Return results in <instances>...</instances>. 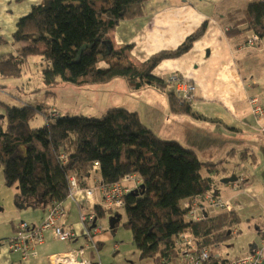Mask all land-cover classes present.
Masks as SVG:
<instances>
[{
  "label": "trees",
  "instance_id": "trees-1",
  "mask_svg": "<svg viewBox=\"0 0 264 264\" xmlns=\"http://www.w3.org/2000/svg\"><path fill=\"white\" fill-rule=\"evenodd\" d=\"M147 1L44 0L33 6L16 24L12 35L14 53L0 55V91L8 86V80L20 77L23 79L21 87L16 88L18 92L34 81L47 88L60 83L91 87L119 78L133 90L155 87L167 94L173 113L195 117L189 107L194 98L181 103L176 91L153 77L151 71L162 61L188 52L205 32L206 23L176 49L153 54L138 66L125 60L127 47L114 49L109 42V33L120 21L144 14ZM242 14L236 23L245 25L258 39L264 38V0L249 4ZM235 27H229L227 33H237ZM33 56H38V62L28 72L24 67ZM100 62L105 66L100 67ZM35 112L45 122L32 128L29 121ZM61 154L66 156L64 163L59 160ZM95 161L104 184L136 175L144 185L137 195L125 196L123 210L134 247L152 264H167L182 257V250L175 246L180 233L196 243L197 251L232 238L228 231L239 222L234 210L192 221L180 205L184 199L213 191L212 179L201 172H212L218 163L203 162L179 142L159 138L142 125L137 113L111 108L94 119L60 114L54 106L41 101L19 99L17 105H11L0 100V167L5 185L15 186L13 200L17 208H45L61 203L67 198L68 176L73 175L79 184L87 186L84 183ZM95 211L98 219L105 217L98 206ZM213 255L201 264H226L227 259Z\"/></svg>",
  "mask_w": 264,
  "mask_h": 264
},
{
  "label": "crops",
  "instance_id": "crops-1",
  "mask_svg": "<svg viewBox=\"0 0 264 264\" xmlns=\"http://www.w3.org/2000/svg\"><path fill=\"white\" fill-rule=\"evenodd\" d=\"M249 1L199 0L195 3L192 0H173L171 3L168 0H148L144 4L142 16L120 21L108 35L113 48L127 47L123 53L125 60L138 66L153 54L176 49L187 36L202 23H206L205 32L188 52L161 62L164 64L163 70L167 71V77L171 74L179 75L183 82L194 85V100L189 107L196 114L195 117L173 113L169 108L167 94L155 87L144 86L133 90L123 81L128 90L138 95L158 91L166 96V103L163 101L157 104L160 116L168 105L161 128L157 132L148 128L149 130L164 140H174L181 144L184 140L195 147L199 146V155L205 152V158H201L203 162H206V157H212L215 160L209 162L218 163L212 167V172H205L204 176H209L215 186L210 194L230 200L233 210L239 215V222L232 230V238L240 240V250L237 253L243 251L238 256L260 245V230L264 227V135L257 130L248 105V98L257 96L264 107V38L258 39L246 30L245 25L236 23L243 17L242 10L250 4ZM43 2L44 0H0V55L14 53L12 35L18 20L26 16L33 6ZM237 11L240 12L236 13ZM229 27H235L239 31L235 34L227 33ZM169 60H178L180 66H170ZM158 65L151 71L153 77L163 80L168 88L176 92L184 88L185 84L168 82L167 77L164 79L157 69ZM99 66L104 67L105 64L100 62ZM118 79L111 80L108 87L102 84L97 86H101L98 87L100 91L121 86L122 82ZM35 101H42V98ZM115 101L121 100L119 98ZM110 105V108L107 106L108 109L125 107L123 104ZM151 107L155 112L156 109ZM152 109L147 107L148 118L155 115ZM136 111L140 113V110ZM183 135L192 136L184 138ZM206 151L212 152L213 156ZM1 170L0 167V264H55L65 255L77 251L73 254L75 260L99 264L98 245L111 240V236L107 233L100 235V240L94 243L92 237L103 231L100 223L102 218H97V224L101 228L89 233L90 225L85 227L81 223L77 205L68 197L59 202L63 215L58 224L62 229L74 233L72 239L59 241L50 231H45L43 241L34 247V255L22 259L21 252L10 250L5 241L16 234L18 224L22 221L31 225L40 224L47 215L48 207L17 208L13 200L16 189L5 185ZM231 175L237 177L236 182H220L222 178ZM240 178L244 179V184H241ZM122 183L128 188L133 186L129 181ZM84 184L87 187L102 184L99 169H91ZM5 187L14 189L3 196ZM94 196L97 200L100 199L98 189H95ZM98 208L100 209L99 206ZM84 210L87 209H80L82 212ZM103 211L105 214L111 213ZM227 241L222 250L223 256L227 258H223L230 260L238 257L228 256L233 245ZM118 248L119 245L115 243L113 249ZM215 250L216 247L210 249L216 256ZM149 261L147 264H152L150 259ZM183 262L185 263L184 260ZM112 264L121 263L115 258Z\"/></svg>",
  "mask_w": 264,
  "mask_h": 264
},
{
  "label": "rangeland",
  "instance_id": "rangeland-1",
  "mask_svg": "<svg viewBox=\"0 0 264 264\" xmlns=\"http://www.w3.org/2000/svg\"><path fill=\"white\" fill-rule=\"evenodd\" d=\"M168 1L171 3L173 2V0H168ZM179 1H183V0H179ZM193 1H195V3H198L199 0H192V2ZM249 2L251 4V3L258 2V0H250ZM169 61H171L169 62L170 66H180V63H178V60H169ZM37 62H38V56L31 57L28 61V64L24 67V70H27L28 72L33 71L34 68H36L34 65ZM163 65L164 64L161 63L160 65H158L157 69L161 73V75L164 76V79H166L167 75L165 74L167 71L163 70ZM169 78H170V75H168L166 79L168 82H170ZM22 79L23 78L20 77L18 79L8 80L7 81L8 86L3 87V90L0 91V100L9 102L11 105H17L19 103V99L24 100L26 102L34 103L36 102L35 101L36 99L42 98L41 102H43L44 104H49L51 106H54L62 114H68L70 116L84 115L85 117L87 116V117L94 118V119L101 118L105 114L106 110H108V108L111 107L110 104H116L117 106H122L123 104V106L125 107H117V108H125L129 111H132L135 113L137 112V115L140 118L142 125H144L146 128L153 130L154 132H157V130L161 128V122L163 120V114H165V108L166 110H168V105H166L163 111L164 113L161 116L159 115L161 114V111L157 104H161V102L163 101L166 103L167 101L166 96L164 94L158 91H153L151 94L142 92L141 94L138 95L135 92L128 90L126 86L127 84L121 79H118V80L122 82L121 84L122 87L117 85L105 91L99 90L98 87H101V86H97L99 84H95L91 87L90 86L79 87V86H75V85L68 84V83H60V84L55 85L53 88H47L45 85L41 84V82L34 81L32 86H27V85L23 86L22 91L18 92L16 88L21 87L20 80ZM110 81L111 80L105 83H102V85H104L105 87H108ZM36 88H40V91H36ZM31 89H32V92H31ZM46 90L49 93L45 94ZM119 98L121 101H115L116 99H119ZM107 106L109 107L107 108ZM151 106H153V108L156 109L155 112L153 111ZM147 107H150L152 109V112L155 113V115H152L151 117L148 118L146 116ZM136 109L140 110V113L136 111ZM43 110L45 111L46 107H43ZM29 124L32 128H37V127L44 125V120H43L42 115L39 112H35L32 119L29 121ZM256 128L258 130L257 125H256ZM164 134L166 133L164 132ZM183 136L184 138H186L192 135H188V136L183 135ZM179 143L181 144V142ZM181 145L185 148L193 150L196 153L199 160H201V158H205L204 157L205 152L203 153V155L202 154L199 155V146L195 147V145L193 144L191 145V143L189 142L186 143L184 140ZM206 152L208 155L213 156L212 152L210 151H206ZM223 157L224 155L221 158ZM211 158L212 157H206V159L204 160H206V162L215 160ZM248 165H250V162L248 163ZM205 172H206L205 170H202L201 173L205 175ZM14 187H10V188L5 187L6 191H3L2 195L3 196L6 195L7 191H9L10 189H14ZM210 193L211 192L204 193L200 195V197L204 195H211L214 198H219V197L213 196ZM195 198L189 199V200L192 201ZM222 200L227 201V199H222ZM228 201L231 202L230 200ZM206 212L208 213V216L205 219L219 212H223V211L209 208L206 210ZM114 214H119L121 216V219L119 223L115 226V228L113 230H110L108 220ZM201 220H204V219H201ZM125 222H126L125 211L123 209L112 211L110 214L107 212L105 214V217H103L100 220V223L102 224V227H103V231H101L102 234H100L101 233L100 232L98 236L95 235L92 237L93 242L97 243V240H100L99 239L100 235H103L105 233L111 236V240L105 241L104 243L98 245L97 254L99 258V264H112L114 263L115 258H116V261L121 264H147V261H149V259L147 258H142L138 250L134 248L132 244L133 239H132L131 230L125 226ZM228 233H231L233 235L232 231L231 232L228 231ZM226 241L228 242V244L233 245V248L230 251H228V254H229L228 256H233V257L234 255L238 256L243 252L241 251V253L240 252L237 253L240 250V245H239L240 240L238 238L229 237L223 243L213 245L214 247H216V250L214 252L217 254L216 256L214 254L213 255L214 257H224V258L226 257V256H223L222 254L224 243H226ZM115 243L119 245L118 250L113 249V246ZM214 247L212 248L214 249ZM208 250H209V256H211V251L209 248ZM219 253H221V255L218 256ZM230 260L227 259L226 264ZM167 264H184V262L182 260V257H180V258H176L170 261Z\"/></svg>",
  "mask_w": 264,
  "mask_h": 264
},
{
  "label": "built area",
  "instance_id": "built-area-1",
  "mask_svg": "<svg viewBox=\"0 0 264 264\" xmlns=\"http://www.w3.org/2000/svg\"><path fill=\"white\" fill-rule=\"evenodd\" d=\"M174 76L176 75L170 76V82L185 84L182 90L176 92L177 99L181 103L191 101L194 98V85L183 82L180 77ZM248 105L259 132L264 135V107L260 98L257 96L248 98ZM56 115L57 113L53 114V116ZM59 160L64 163L66 156L64 154L59 155ZM96 169H99L97 161L92 163V170ZM128 181L133 183L131 188L126 187L122 183ZM239 181L241 184L245 183L244 179L240 178ZM141 183L140 178L136 175H127L111 184L102 183L98 184L97 187H87L79 184L73 175H69L67 197L76 203L79 220L85 227L90 225L89 228L91 231H88L90 233L101 228L97 224L98 219L95 215L94 207L99 206L101 210H107L109 212L123 209L125 206V196L130 194L132 190L138 189ZM95 189L99 190V200L94 196ZM180 205L183 209H186V218L193 221L205 219L208 216L206 210L209 208L219 211H233L231 202L214 198L211 195L198 196L192 201L184 199L180 202ZM80 209L87 210L82 212ZM46 213V217L40 224L31 225L24 221L20 222L17 226L16 234L5 241L10 250L21 252L22 259L35 254L34 247L43 241L45 231H50L53 237L59 241H67L74 237V233L62 229L58 224L63 215V209L59 203H54L49 206ZM93 224L95 226L92 228ZM175 246L182 250V258L188 264H201L209 258L208 248H202L200 251H197L196 243L184 234H178L175 240ZM76 253L65 255L60 262L55 264H94L88 260H75L73 254ZM227 264H264V227L260 230V245L241 256L231 259Z\"/></svg>",
  "mask_w": 264,
  "mask_h": 264
},
{
  "label": "water",
  "instance_id": "water-1",
  "mask_svg": "<svg viewBox=\"0 0 264 264\" xmlns=\"http://www.w3.org/2000/svg\"><path fill=\"white\" fill-rule=\"evenodd\" d=\"M108 48L109 49H112V46L108 44ZM237 181V177L235 175H231L229 177H225V178H222L220 180L221 183L223 184H227V183H234ZM144 188V185L143 184H140V186L138 187V189H134L130 192V194H135L137 195L141 189ZM121 219V216L119 214H114L113 216H111L108 220V223H109V229L110 230H113L115 228V226L119 223ZM95 226V224L92 225V228Z\"/></svg>",
  "mask_w": 264,
  "mask_h": 264
}]
</instances>
